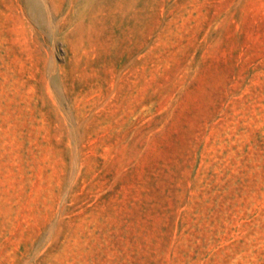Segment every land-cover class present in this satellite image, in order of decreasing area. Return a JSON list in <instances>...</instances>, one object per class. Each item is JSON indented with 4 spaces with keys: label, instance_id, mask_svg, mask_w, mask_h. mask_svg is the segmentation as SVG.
<instances>
[{
    "label": "rangeland",
    "instance_id": "rangeland-1",
    "mask_svg": "<svg viewBox=\"0 0 264 264\" xmlns=\"http://www.w3.org/2000/svg\"><path fill=\"white\" fill-rule=\"evenodd\" d=\"M0 264H264V0H0Z\"/></svg>",
    "mask_w": 264,
    "mask_h": 264
}]
</instances>
